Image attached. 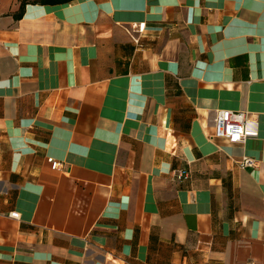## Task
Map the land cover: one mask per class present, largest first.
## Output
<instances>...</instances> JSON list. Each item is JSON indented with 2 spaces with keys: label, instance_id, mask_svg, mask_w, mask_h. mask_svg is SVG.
<instances>
[{
  "label": "crops",
  "instance_id": "0c3cea01",
  "mask_svg": "<svg viewBox=\"0 0 264 264\" xmlns=\"http://www.w3.org/2000/svg\"><path fill=\"white\" fill-rule=\"evenodd\" d=\"M0 264H264V0H0Z\"/></svg>",
  "mask_w": 264,
  "mask_h": 264
},
{
  "label": "built area",
  "instance_id": "2783aa9c",
  "mask_svg": "<svg viewBox=\"0 0 264 264\" xmlns=\"http://www.w3.org/2000/svg\"><path fill=\"white\" fill-rule=\"evenodd\" d=\"M140 32L144 30V24L133 25ZM251 115L248 111H237L232 109H218L215 116L214 136L223 138L229 143H244L249 137L257 134V130L251 127ZM52 168H61L63 164L52 158L48 159ZM256 160L252 157L243 156L238 160L241 168L255 166ZM178 181L187 180L189 175L187 172L178 171L176 174ZM11 217L18 218V212H11Z\"/></svg>",
  "mask_w": 264,
  "mask_h": 264
},
{
  "label": "trees",
  "instance_id": "16d2710c",
  "mask_svg": "<svg viewBox=\"0 0 264 264\" xmlns=\"http://www.w3.org/2000/svg\"><path fill=\"white\" fill-rule=\"evenodd\" d=\"M25 1L56 4V3L68 2V1H71V0H25Z\"/></svg>",
  "mask_w": 264,
  "mask_h": 264
}]
</instances>
